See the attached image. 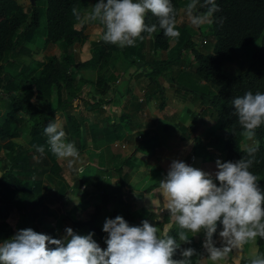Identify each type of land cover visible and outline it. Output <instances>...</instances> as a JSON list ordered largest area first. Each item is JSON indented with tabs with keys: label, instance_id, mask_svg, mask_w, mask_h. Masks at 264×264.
<instances>
[{
	"label": "clouds",
	"instance_id": "obj_1",
	"mask_svg": "<svg viewBox=\"0 0 264 264\" xmlns=\"http://www.w3.org/2000/svg\"><path fill=\"white\" fill-rule=\"evenodd\" d=\"M201 8L206 11L201 12ZM183 11L193 26L201 27L216 22L215 14L220 8L216 0H189ZM148 13L158 23L147 24ZM72 14L77 20L81 18L78 8L74 7ZM86 15L88 21L103 25L105 43L121 49L135 46L137 40L152 39L158 30L172 40L181 35L171 0H98ZM223 21L221 17L219 23ZM232 106L242 137L253 142L247 148L248 158L236 163L217 160L215 180L219 186L210 174L180 161H173L166 179L159 182L170 219L180 229L179 242L171 235H158L159 228L147 221L142 226H129L117 216L107 219L103 226L108 234L106 250L101 249L92 233L83 236L67 228L63 239H53L27 229L0 243V264H193L196 253L192 248L182 250L181 259L174 257L181 243H190L189 233L195 236L200 232L205 234L203 246L208 259L218 264L245 244L258 237L264 239V192L258 176L250 171L259 150L257 129L264 125V93L246 92L235 97ZM44 132L48 149L55 157L68 159L70 165L79 159L75 143L66 140L59 123H49ZM34 147L41 156L45 154L43 145ZM218 224L223 228L219 232L222 247L213 243ZM249 264H264V254L250 256Z\"/></svg>",
	"mask_w": 264,
	"mask_h": 264
},
{
	"label": "trees",
	"instance_id": "obj_2",
	"mask_svg": "<svg viewBox=\"0 0 264 264\" xmlns=\"http://www.w3.org/2000/svg\"><path fill=\"white\" fill-rule=\"evenodd\" d=\"M184 0H171L177 13V24L182 13V2ZM39 0L36 6L31 7L30 12H26L25 8L16 0H0V70L3 65L9 64L11 60L17 62V67L22 70V51L30 41L31 37L38 31L41 19V12L38 7ZM220 11L215 14V20L209 27L207 34V45L211 48V52L205 54L196 48V43H186L185 46L190 48L197 66L195 75L197 77L196 90L190 85L185 90L182 89L183 84H176L175 89L181 94L197 93V91H206V86H210L215 93L212 95L199 96L202 100V105L209 111L212 110L216 117L219 127L226 130L228 137L225 141L223 150L216 155L215 159L223 162H239L247 159V149H244L243 137L241 135L242 128L238 123L237 117L234 115L235 109L232 106V100L237 96H243L246 92L251 91L253 94L260 92L264 93V0H216ZM87 5V0H46V38L47 46L62 44L66 48L83 43L88 40L85 34V29L78 28V25L84 19V8ZM78 8L81 13V18L77 20L72 14L73 8ZM201 12L206 9L201 8ZM223 17V23H219V19ZM145 22L147 24L158 23L156 17L151 13L146 14ZM102 26V35L104 27ZM147 37V34H143ZM150 40L153 52H161L165 54L170 49L171 39L163 34V30H158L153 34ZM194 41V39H193ZM188 42V40L186 41ZM256 43H260L259 48L252 56L251 62L247 69L234 76H228L224 72V64L227 63L230 54L243 48H249ZM203 44V42L201 43ZM204 45V44H203ZM184 47V46H183ZM205 47H207L205 45ZM129 47L121 49L112 44L101 42L94 44L92 59L84 63H73L69 58L59 59L56 56L50 57L42 64V69L34 76L33 73L24 72L21 70L13 79H19L16 85L10 86L13 81L9 80L4 91L10 93L9 103L5 105L0 102V141H9L19 138L20 130V113L28 117L32 122L31 138L33 141L40 144H46L48 137L45 135L44 129L51 122H57L62 125V117H65L77 127V120L70 115L72 104L77 98L76 77L77 72L82 69H92L102 71L110 63V60L115 52H126ZM185 48L178 49V55ZM174 58V57H173ZM16 59V60H15ZM239 59V56L237 57ZM136 62V61H134ZM178 58L168 60L162 58H153L150 66L153 67L150 75L153 78L151 83H155L154 78L162 75L173 63H178ZM26 73H28L26 75ZM25 76V78H24ZM32 76V77H31ZM26 77H31L28 81ZM205 82L206 85L200 89L199 83ZM96 91L99 95L104 96L109 87L105 80L99 76L96 82ZM27 85V86H26ZM12 87V88H11ZM17 89L16 93L11 90ZM22 89V92L17 93ZM56 90L57 101L53 100V90ZM199 89V90H198ZM164 89L161 88V95ZM162 98V108L165 105L166 98ZM212 113L211 115L214 116ZM58 117V120H56ZM197 125V121L193 125ZM192 125V129L195 127ZM63 129V128H62ZM256 139L259 141V150L256 153V159L250 171L259 178L258 184L262 192H264V125L257 129ZM11 166H7L1 171L0 187L8 188L10 184L18 186L25 182L24 171L27 169L25 160L29 159L20 148L19 150H11L8 152ZM24 154V155H23ZM129 160L124 162L123 167L115 169L112 175L120 177L118 183V191L125 187V167H129ZM51 175L55 178H62V168L58 164H54L51 168ZM10 177L9 179H7ZM34 177H32V180ZM217 186L219 182L216 181ZM159 184H154L151 188H156ZM125 207H128L120 195L116 192H108L104 188V192L100 195V204L96 206V212L89 220H75L72 222V230L74 234L83 235L86 231L97 230V223L102 217V214L108 204L114 200ZM5 202V200L0 199ZM39 199L28 200L20 209L19 214L23 215L25 221L33 222L37 219L36 212L33 210L39 205ZM138 216V215H137ZM137 216L132 214L130 210L126 216L122 218L129 226H139ZM222 225L218 224L217 232L222 231ZM2 239L9 240L15 235L9 227L1 230ZM38 233H40L38 231ZM50 237L54 235L53 231L48 233ZM174 238H178L176 231L170 232ZM0 239V243L1 240ZM96 241V240H95ZM179 242V239H177ZM258 253L264 254V239L257 238ZM98 243V242H97ZM98 245L104 250V247ZM53 248V245H49ZM180 249L177 251L175 258L181 259ZM174 258V259H175ZM195 259V258H194ZM240 264H249V258H243Z\"/></svg>",
	"mask_w": 264,
	"mask_h": 264
},
{
	"label": "crops",
	"instance_id": "obj_3",
	"mask_svg": "<svg viewBox=\"0 0 264 264\" xmlns=\"http://www.w3.org/2000/svg\"><path fill=\"white\" fill-rule=\"evenodd\" d=\"M16 1L22 5L21 3H25L27 0ZM97 2L98 0H93L91 4L87 3L83 10L84 19L78 25V28L84 27L88 40L74 45L73 48L76 50L87 44L92 46L90 57H85L84 60L78 61L80 63L91 60L94 44L102 41L103 29L101 24L99 22L88 21L86 15ZM29 6L30 8L32 7V5ZM29 10L30 9L26 12H29ZM178 27L177 24V30L181 35L178 40L171 39V47L165 54L153 52L150 40H137L135 46L127 49L126 52L128 56L123 55L122 52L124 51L121 50L115 52L110 63L101 72L92 69H82L77 72V98L70 108V115L76 118L77 127H74L65 117L61 119V127L66 133V140L75 143L80 157L71 165L68 159L61 160L57 158V162H54L52 166L58 164L59 167L62 168L61 176H64L65 172H70L73 175L72 179L75 180L74 183H77L78 186L94 180L91 186L97 189L100 188L97 199H100V195L104 192V188H110L113 191L116 189L118 190L120 177L112 174L115 169L123 167L124 162L129 160V167H125L124 172L126 184L122 190L126 188L127 190H131L130 185L133 183L138 184L142 179V186H140L139 183V185L132 187L133 190L136 192L144 191L149 193L148 195L146 194L145 200L149 202L152 201L151 204L154 207H157L155 204L158 203L161 206L163 205V202L160 201L164 198V194L160 193L162 190L159 189V186L156 188L151 187L165 180L167 172L170 170V167H161L165 158L164 153L171 147L164 145V143L167 145L173 144V146L179 144L181 147L184 142L180 140L182 138L189 139V137H191L192 132L190 130L192 129L193 123L203 116L202 114H198L197 116L195 114V110L198 106L202 105V100L199 96L200 99L195 97L192 93L188 95L181 94L176 89L172 90L171 97L168 94L170 91V89L167 88L169 83H174L175 86L176 84L180 85L184 83L185 78H183V75L186 74L184 71H187V69L183 64H179L178 62L177 64L179 66L177 68L175 67V69L169 67L162 75L154 78L155 83L149 85L150 81H153L150 75L153 69V67L150 66L152 59L158 58L161 60L164 58L170 61L174 60L173 57L175 54H178V49L181 47H178L177 43V45H174V43L177 41L180 45L184 43L185 40L183 35L186 30L178 29ZM27 47L25 48L27 49ZM129 59L136 64L135 70L133 71L128 70ZM34 60V57L29 58L27 54H23L22 70L17 67V62L13 60H11L9 64L3 65L4 67L0 70V92L4 91L9 80L16 77L20 70L21 73H32L35 67ZM46 61H44V63ZM1 65L2 64H0V67ZM41 69L42 67L36 71V74ZM34 75L35 73L32 76ZM99 76L105 80L109 87V90L104 96L97 93L94 84ZM31 77H26V80L28 81ZM13 81L14 82L10 84L12 87L20 84L18 78L16 80L13 79ZM16 81L18 85H16ZM200 83L201 87L205 86L204 82ZM161 88L164 89V95H161ZM185 89L186 87L183 90ZM16 91L17 89L11 90L12 93H16ZM19 92H22V89L17 93ZM1 95L5 96V94ZM161 96L166 98L163 108L161 105ZM96 98L97 100H95ZM196 98L199 99V101H197ZM19 115L21 121L20 137L5 142L14 145V150H19L21 148L23 152L29 151L28 154L35 155L36 159L40 158V155L34 153L36 151L34 145L43 144L33 141L32 138L22 144L24 130L29 131V135L31 136L32 122L21 113ZM186 116H188V119L184 122ZM23 119L25 120L24 128L22 125ZM184 131H187L185 135H183ZM17 145H19V147H17ZM79 146H82L81 150H79ZM176 154L178 156L172 155L174 157L171 158L172 160H180L182 157L183 160L181 162L186 163L188 166L191 165L189 159L193 157L192 154L189 155L190 157L186 153L177 152ZM134 158L137 159L138 162L135 161ZM30 159H32V157ZM195 163L199 164L198 160H196ZM52 166L49 169L50 174ZM86 168H90L91 170L90 177L94 175V172L103 176L97 175L88 180L85 177L87 172ZM107 168L110 174L108 182L105 181L108 179H106L105 174L102 173ZM67 180L69 181V179ZM67 180L65 179L64 184L66 187H70L71 185ZM120 196L123 202L126 203L124 195ZM117 200L118 199L112 200L106 209L111 204H115ZM98 204L100 203L97 201L93 214L96 212V206ZM121 204L123 203L121 202ZM62 208L65 212L64 214H66L67 210L64 207ZM145 211L150 212L147 217L150 219L151 217L149 216L152 215L153 211L147 207ZM132 214L138 215L133 212ZM141 214L137 216V222L142 221V218H140V216H142ZM145 216H147L146 213ZM143 219L145 218L143 217ZM165 219L166 222L171 221L170 215Z\"/></svg>",
	"mask_w": 264,
	"mask_h": 264
},
{
	"label": "rangeland",
	"instance_id": "obj_4",
	"mask_svg": "<svg viewBox=\"0 0 264 264\" xmlns=\"http://www.w3.org/2000/svg\"><path fill=\"white\" fill-rule=\"evenodd\" d=\"M92 1L93 0H87V3L91 4ZM26 2V4H21L24 6L26 11L30 9V12L31 8L29 5H31V2L30 0H27ZM188 2L189 0H184L182 2V13L178 22V29L186 30L183 35L185 41L181 45L178 43V41L174 43V45L178 44V47L181 46V48L185 49L181 51L180 55L177 56V54H175L174 58L175 60L178 58L179 64H183L184 67L187 69V71H184L186 74L183 75L185 81L184 86H182V89H184L185 87L187 88V86L190 85L196 90L197 77L195 75V68L197 66V63L191 49L187 48L188 46H185V44L191 41L194 44L196 43V48L200 52H203L205 54L211 52V48L208 47V45H206L207 47H205V45L201 44L203 42V39H207L206 36L207 34H209L210 25L196 27L190 23L186 14L183 11L184 6ZM38 7L41 12V19L38 31L30 38V41L33 40L32 43H28L29 45L27 49L24 48L22 51V54H27L29 58H35V67L32 71L33 74L36 73V71L42 67L44 61L53 56H56L59 59L69 58L73 63L82 61L85 59V57H90L92 46H90L89 44L83 45V47L81 46L79 49L77 48L76 50L73 47L66 48L62 44L47 46L45 44L47 20L46 0H39ZM187 40L188 42H186ZM259 45L261 46L260 43H256L249 48L237 49L233 51L230 54L227 63L224 64L225 74L231 77L244 72L250 64L253 54L259 48ZM122 53L123 55L128 56L127 52ZM238 56L239 59H237ZM128 63V70H135L136 64L130 61V59L128 60ZM178 66L179 65L177 63H173L170 68L175 69V67L177 68ZM27 74L28 73H26V75ZM198 85L200 86V89L204 88L203 86L201 87V83H199ZM174 86V83H169V86L167 87L168 89H170L168 93L169 96L171 95L172 90L175 89ZM206 88V91L203 89L202 91H197V93L195 94L200 96H206L205 94L212 95L215 93V91L210 86H206ZM3 92L4 91L0 92V102L5 105L7 102L9 103L10 93ZM1 94H5V96H2ZM192 94L195 95L194 93ZM195 97L198 96L195 95ZM57 99V93L54 89L53 100L56 102ZM199 99H197V101H199ZM95 100H97V98ZM95 103L99 104L98 102ZM202 107L203 105L198 106V108L195 110V114L196 116L198 114H202L203 116L199 118V120L197 121V125H193L195 127L190 130L192 132L191 137H189V139L182 138L180 140L181 142H184L181 147L179 144H175L173 146V144L167 145L164 143V145L171 147L167 151H165V158L161 167L168 168L171 166L173 161L181 162L183 160L182 157L180 158V160L171 159L174 158L172 155L178 156L176 154L177 152L186 153L188 156L192 154L193 157L189 159L191 162L190 166L199 169L205 172L206 174H210L214 182L216 183L215 173L218 169L216 167L215 157L223 150L225 141L228 137V133L226 130H223L219 127L216 117L213 114V111H209L208 109H204L205 107ZM211 113L214 116H212ZM187 119L188 116L184 118V122ZM22 121V125L24 128L25 120L23 119ZM186 133L187 131H184L183 135H185ZM30 139L31 136L29 135V131L24 130L23 141H20H22V144H24L25 141H29ZM43 146L45 147V154L43 156H41L37 151L34 152L40 155V158L37 159L35 155L33 156L28 154L29 151L24 152L26 154L25 156L28 159L29 156L32 157V159L25 160V165L27 166V169L24 171L25 182L19 184L18 186L10 184L8 188L5 189L0 187V199L5 200V202L0 201V231L4 230L6 227H9L11 229L12 235H16L19 231L27 229H32L37 233L39 231L41 234L45 235H48L50 231H53L54 235L51 238L63 239L66 236V229H72L73 221L89 220L93 212L95 211L96 202L98 201L100 203V199H97V195L100 192V188L97 189L94 186H91V183L94 180H92L91 182L88 181L87 183L80 184L78 186L77 183H74L75 180L72 179L73 175L70 172H65L64 176H61V179L54 178L50 174L49 169L54 162H57V157H55L49 151L47 143L43 144ZM242 146L244 149H247L248 147L253 146V142L246 141L243 138ZM17 147H19V145H17ZM13 149L14 145H12L11 143L0 141V173L2 170L7 168V166H11V161L9 160L8 152H11V150ZM81 149L82 146H79V150ZM134 160L138 162L137 159L134 158ZM196 160H198L199 164L195 163ZM107 170L108 168L105 169V171H103L102 173L105 174V178L108 179L105 181L108 182L110 179V174ZM86 171L87 172L85 174V177L88 180L97 175L103 176L94 172V175L90 177V168H86ZM1 175L2 173L0 174V177ZM32 177H34L33 180ZM9 178L10 177H8L7 179ZM65 179H69V181H67L71 185L70 187H66V185L64 184ZM141 180L138 182V184H131V190H127L126 188L124 189L125 191L120 190L117 192V189L113 191L110 188H107L108 192H116L117 195H124V199L128 207H125L118 201L115 204H111L107 209L105 208L106 210H104L101 219L97 223V230L86 231L84 233V236L92 233L93 239L96 240V242H98L101 246H103L104 250H106L107 244L105 243V241L108 238V234L103 231L104 223L107 219H115L117 216H126L127 212L129 213L130 210L133 213H137L138 215L143 213L141 214L142 216H140V218H142V221L138 222L139 226H142V223L144 221H147L152 226L159 228L160 231L158 235L163 236L173 231H176V233H178L180 231L178 225H176L172 220L166 222L165 218H168L170 213L166 209L165 198L160 200L161 202H163L162 206L158 203L155 204L157 207H154L151 204L152 201L149 202L145 200L146 194L148 195L149 193H146L144 191L136 192L133 190L132 187H135V185H139V183L140 186H142L143 182H141ZM160 193L162 194L163 192L160 191ZM35 199H39L40 202L39 205L35 209H33L36 212L37 219L33 222L25 221L23 215L19 214L20 209L24 205L25 201ZM62 207L67 210L66 214H64L65 212L63 211ZM146 207L153 211L152 215L149 216L151 217L150 219L147 218L150 212L145 211ZM145 213L147 214V216H145ZM143 217L145 219H143ZM48 236L50 237V235ZM189 238L190 243L180 244V251L187 248L194 249L196 255L192 257L193 264H213V262L208 259L207 250L203 246L205 243L204 232H200L195 236H192V234L189 233ZM0 239H2L1 233ZM5 241L7 240L2 239L1 243ZM213 243L216 247L223 246V241L222 238L219 236V232H216L214 234ZM255 254H258L256 240L245 244L241 250L232 252L231 254H229L226 260L220 261L218 262V264H240L243 258H249L250 256ZM177 258H179V256H177Z\"/></svg>",
	"mask_w": 264,
	"mask_h": 264
},
{
	"label": "water",
	"instance_id": "obj_5",
	"mask_svg": "<svg viewBox=\"0 0 264 264\" xmlns=\"http://www.w3.org/2000/svg\"><path fill=\"white\" fill-rule=\"evenodd\" d=\"M32 6H36L37 0H30Z\"/></svg>",
	"mask_w": 264,
	"mask_h": 264
},
{
	"label": "built area",
	"instance_id": "obj_6",
	"mask_svg": "<svg viewBox=\"0 0 264 264\" xmlns=\"http://www.w3.org/2000/svg\"><path fill=\"white\" fill-rule=\"evenodd\" d=\"M207 43H208L207 40L206 39H203V44L204 45H207Z\"/></svg>",
	"mask_w": 264,
	"mask_h": 264
}]
</instances>
